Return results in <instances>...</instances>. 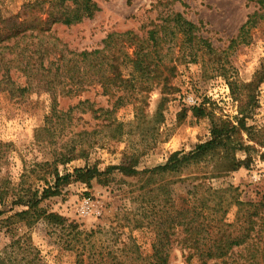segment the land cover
<instances>
[{
  "label": "rangeland",
  "instance_id": "374dc122",
  "mask_svg": "<svg viewBox=\"0 0 264 264\" xmlns=\"http://www.w3.org/2000/svg\"><path fill=\"white\" fill-rule=\"evenodd\" d=\"M53 1L0 0V16L8 19L28 13L45 20L59 13ZM90 1L96 9L79 23L53 24L48 31L37 27L67 52L90 53L103 49L112 34L132 32L146 37L158 18L179 13L198 27L219 56H199L194 63L178 58L170 83L139 95L136 101L119 102L120 93L104 94L98 82H86L84 92L72 95L62 91L63 85L53 96L38 89L24 98L1 92L0 252L21 239L40 253L42 264H82L81 260L83 264H149L162 233L159 216L163 210L143 203L144 180L117 171L107 185L97 178L89 184L75 176L61 179L76 169L105 172L119 166L125 154L137 157L138 171L164 166L170 155L189 153L210 141L213 123L219 119L237 123L242 110L245 128L238 133L235 146L243 148L235 151V157L243 164L212 185L218 189L232 186L240 201H260L264 193V21L251 30L248 43L228 51L230 41L259 10L258 0ZM127 47L123 42L117 50L127 51ZM257 72L263 75L262 83L243 90L242 85L252 83ZM128 73L124 69V75ZM11 79L17 86L27 81L16 71ZM233 80L237 81L235 94L229 84ZM189 97L204 107L203 118L193 116V108L186 103ZM46 126L50 133L43 131ZM57 174L59 194L40 201L38 209L65 218L66 224L56 227L40 220L27 225L22 217H15L28 209L25 197L40 200L44 189L55 191ZM200 175L192 170L156 184L168 183L171 200L180 208L193 188L191 181ZM236 213L237 207L232 206L226 217L229 223L235 221ZM169 235L168 264H187L188 252L179 244L184 239L181 230Z\"/></svg>",
  "mask_w": 264,
  "mask_h": 264
},
{
  "label": "trees",
  "instance_id": "16d2710c",
  "mask_svg": "<svg viewBox=\"0 0 264 264\" xmlns=\"http://www.w3.org/2000/svg\"><path fill=\"white\" fill-rule=\"evenodd\" d=\"M50 3L59 9V13L48 15L45 20L28 13L8 19L0 16V93L8 92L11 97L24 98L38 89L53 96L58 86L63 85L62 91L72 95L84 92L86 82H98L104 94L120 93L119 102L136 101L139 95L145 96L155 87H166L170 83L176 73L178 58H189L194 63L199 56H219L208 40L199 34L198 27L179 13H171L165 19L158 18L159 22L146 37L140 38L132 32L112 34L101 50L78 54L67 52L53 41L47 27L79 23L91 17L96 6L90 0H55ZM258 4L259 10L248 18L230 41L228 51L248 43L251 30L264 21V0H258ZM41 25L47 31L37 27ZM123 42L128 46L127 51L124 48L117 50ZM126 68L129 70L127 76L124 75ZM12 71L26 78L25 85L17 86L12 81ZM262 76L257 72L253 82L241 88L245 90L255 83H262ZM71 84L73 86L66 89ZM229 84L232 94H235L233 87L237 81H229ZM237 100L240 99L237 97ZM192 108L195 118L205 116L203 106ZM240 115L242 118H237V123L224 119L213 123L210 141L197 145L189 153L170 155L164 166L138 171L137 157L125 154L119 166L110 167L105 172L92 168L76 169L73 175L62 179L57 174L55 191L52 192V187L44 189L40 200L25 197L27 199L22 200L26 201L28 209L15 217H22L27 225L44 220L52 226H63L65 218L38 209L40 201L59 194L60 179L75 176L77 181L89 184L97 178L98 182L107 185L117 171L122 176L144 180L140 188L145 191L143 203L153 205V209L162 207L163 213L159 216L162 233L155 241L149 264H168L170 257L165 249L172 246L169 232L175 229H180L184 235L179 244L188 252L187 264H264V193L258 202H243L235 194L238 190L232 186L218 189L212 185V181L235 172L243 164L235 157V151L243 148L235 146L238 133L245 128L244 111L241 110ZM43 131L50 133L48 126ZM192 170L201 175L193 178V188L186 193L184 206L177 208L171 200L168 183H156ZM42 178L50 185L46 177ZM181 181L187 180L179 179L177 182ZM232 206L237 207V213L235 221L229 223L226 217ZM42 261L40 253L21 239L0 252V264H42Z\"/></svg>",
  "mask_w": 264,
  "mask_h": 264
},
{
  "label": "built area",
  "instance_id": "2783aa9c",
  "mask_svg": "<svg viewBox=\"0 0 264 264\" xmlns=\"http://www.w3.org/2000/svg\"><path fill=\"white\" fill-rule=\"evenodd\" d=\"M186 103H188V105L189 106H197V101L194 99V98H192V97H189L188 99H187V101H186Z\"/></svg>",
  "mask_w": 264,
  "mask_h": 264
}]
</instances>
